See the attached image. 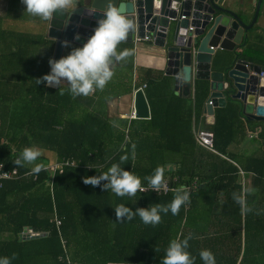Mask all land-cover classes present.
Here are the masks:
<instances>
[{
    "label": "trees",
    "instance_id": "1",
    "mask_svg": "<svg viewBox=\"0 0 264 264\" xmlns=\"http://www.w3.org/2000/svg\"><path fill=\"white\" fill-rule=\"evenodd\" d=\"M74 47L79 46L69 43L63 55ZM8 52L3 58L11 60L22 51L16 47ZM118 63L105 89L87 97L73 98L66 84L64 95L56 87L37 85L36 78L47 74L38 60L28 85L0 86V162L18 173L0 187V257L15 253L11 264H160L169 242L191 233L188 251L195 264H203L199 257L203 249L214 254L216 264H264V153L237 159L226 151L256 122H246L240 103L227 95L225 104L214 108L212 124L206 126L213 134L214 151L199 146L194 131L206 81L196 80L192 96L185 98L173 92L169 76L148 81L142 89L148 119L110 115L109 101L125 93L124 83L131 77L130 64ZM24 72L27 77L28 70ZM31 146L42 152L38 162L73 164L30 175L31 167H17L13 159ZM125 152L129 159L121 167L139 176L142 184L148 183L145 178L157 167L164 169L173 187L196 179L195 188L189 190L190 203L181 207L179 215L162 214L156 226L144 224L139 216L118 222L117 205L123 203L133 211L167 205L175 191L121 198L110 190L104 192L102 186L83 183V177L99 175L119 163ZM239 169L251 173L248 182L241 183ZM245 188L255 191L247 196L253 211L243 215L232 194ZM24 227L31 235L43 234L32 237L27 230L23 233Z\"/></svg>",
    "mask_w": 264,
    "mask_h": 264
},
{
    "label": "water",
    "instance_id": "2",
    "mask_svg": "<svg viewBox=\"0 0 264 264\" xmlns=\"http://www.w3.org/2000/svg\"><path fill=\"white\" fill-rule=\"evenodd\" d=\"M80 1L71 15L54 13L51 24H47L46 34L54 40L52 58H60L63 41L82 47L94 33L109 2ZM111 3L135 25L125 43L135 36H146L153 46L161 49L164 72L174 77L173 88L178 95L189 97L193 79L205 80L209 94L204 113L212 115L213 108L223 106L228 95L240 103L246 120H264V75H258L264 69L242 59L238 51L256 19L261 0H256L248 22L243 19L242 0H111ZM89 10L93 13L89 14ZM215 48L228 52V56L215 55ZM214 62L226 64L222 71H210ZM132 109L135 118H149L148 105L139 87L133 91ZM167 169L172 166L167 165Z\"/></svg>",
    "mask_w": 264,
    "mask_h": 264
},
{
    "label": "clouds",
    "instance_id": "3",
    "mask_svg": "<svg viewBox=\"0 0 264 264\" xmlns=\"http://www.w3.org/2000/svg\"><path fill=\"white\" fill-rule=\"evenodd\" d=\"M26 6L24 13L31 17L51 24L54 13L69 14L77 8L79 0H21ZM93 11L89 10V14ZM103 17L97 21L94 33L88 38L82 47H74L71 52L59 59L49 58L50 72L42 77L36 78V84L45 83L48 87H56L61 95L67 92L73 97H87L97 90L103 91L115 74V66L118 62L127 60L133 55L132 49L118 50L119 45L127 40L128 34L134 30L133 21L127 18L109 0L107 7L102 12ZM76 38H79L77 34ZM68 41H63V46L67 47ZM115 126V125H114ZM123 150V149H122ZM42 152L35 146L24 147L19 155L13 159L17 167L32 165L29 174L39 175L41 171H47L43 162H38ZM132 158H135V144L132 145ZM129 159L127 152L120 156L119 163H112L107 171L99 172V175L83 177V183L92 186H102L104 192L111 191L118 197H135L138 192L144 193L149 190L168 191L165 181L164 169L157 167L153 174L146 177L148 187H144L141 178L133 172L121 167ZM77 166V165H76ZM63 174V173H61ZM104 181L105 183L101 184ZM255 191L254 188H245L241 193H233L232 199L240 206L243 215L253 211L248 205L247 196ZM190 203V191L184 185L175 189L172 201L167 204H154L150 207H138L134 211L132 208L121 203L114 207L116 220L118 222L131 221L139 216L146 225L156 226L162 222V214L169 212L173 216L179 215L182 206ZM259 215V212H257ZM189 233L183 239H172L160 264H195V257L188 251L189 241L193 239ZM158 252L159 249H156ZM199 257L203 264H216L214 254L203 249L199 252ZM16 259V254L11 257H0V264H11Z\"/></svg>",
    "mask_w": 264,
    "mask_h": 264
},
{
    "label": "crops",
    "instance_id": "4",
    "mask_svg": "<svg viewBox=\"0 0 264 264\" xmlns=\"http://www.w3.org/2000/svg\"><path fill=\"white\" fill-rule=\"evenodd\" d=\"M242 2L244 11L243 19L245 22H248L252 17L256 0H242ZM80 4L81 1L79 0L78 5ZM25 7L26 6L21 2V0H0L1 87L28 85L30 82L31 72H36L35 66L37 64V60L40 61L42 68L47 69V73L50 72L49 58H52L54 40L49 38L46 34L48 22L40 20L37 17H31L27 13H24ZM135 37L130 43H121L118 49L133 50V55L128 57L127 60L122 61L124 64H130V81L124 83L122 90H124L123 92L125 93H122L116 98L110 100L108 103V113L110 115L126 118L127 120L137 119L128 118L129 112L132 109L134 88L141 85L145 86V83L148 81L169 76L172 81V90L174 93H176L173 88L174 77L166 75L164 72L165 58L161 53V49L153 46L150 39H142L144 36L137 37L140 38L137 41L135 40ZM16 47L19 49L21 48L22 51L18 58L11 60L9 58H3V56L6 54L8 55L9 50H16ZM65 48L66 47L64 46L60 58L64 56L63 52ZM238 51L240 52V57L242 59L251 62L252 64L259 65L264 69V0H261L256 19L252 27L246 32L245 39H242V45L238 48ZM214 53L215 55L223 56L226 54L228 56L229 54L228 52L219 48H215ZM225 62H214L210 67V71H222L226 64ZM118 65L119 63H117L115 66L116 70ZM26 69L28 70L27 77L24 72ZM134 82L140 85L135 86ZM195 82L196 80L193 79L189 97L192 96ZM204 83L206 85L207 92L199 114L197 115L196 128L208 130L206 129V126L212 124L214 117L213 113L212 115H207L203 111L206 99L209 94L208 82L206 81ZM127 89L130 91H127ZM242 117L244 118L243 115ZM244 120L246 122H252L246 120L245 118ZM253 122L256 123L249 124L252 127V131L247 130L246 135L239 143H230L226 149L227 153L236 157L237 159L247 155H262L264 153L261 139L258 138L259 133V135L264 137V120ZM221 157L227 159V157L224 155H221ZM228 160L237 166L235 161H231V159ZM28 166L32 167V165ZM249 176H252L251 173L243 172L241 169L238 170V177L241 180V183L248 182L250 178ZM49 181L50 180H47L45 183L48 185V192L50 193L51 197ZM25 229L28 230L27 227L23 228L22 230ZM23 233H25V231H23ZM34 233L37 234V236L43 234V232ZM61 243H63L62 239Z\"/></svg>",
    "mask_w": 264,
    "mask_h": 264
},
{
    "label": "built area",
    "instance_id": "5",
    "mask_svg": "<svg viewBox=\"0 0 264 264\" xmlns=\"http://www.w3.org/2000/svg\"><path fill=\"white\" fill-rule=\"evenodd\" d=\"M180 18H184L183 15H180L179 16ZM187 29H191V26H188ZM140 38H137L135 37V40H139ZM142 39H147L146 36H144ZM259 76H263L264 75V72H260L258 74ZM139 88L143 89L144 85H141V86H138ZM137 88V87H136ZM134 88V90L136 89ZM133 90V91H134ZM208 104H211V101L208 100L207 101ZM128 118L129 119H133L135 118L134 117V110L131 109L130 112H129V115H128ZM194 138H195V141L196 143L203 147V148H206L208 150H213L212 148V138H213V134L211 131L209 130H205V129H196L194 131ZM73 162L72 161H69V160H63L61 162H52L50 164H47L46 165V168L47 170L50 172V173H53L56 169H58L59 171L61 170L62 166H66V165H72ZM26 173H24V175H26ZM18 175L17 173V170L16 168H11V169H5L3 164L0 162V187L3 183L4 180H7V179H12V178H15L16 176ZM167 185H168V191L165 192V191H160L159 193H157L156 191H153V190H149L150 192L152 193H156V194H167L168 192H172V191H175V189L179 188V187H173L171 185H169V182L167 179H165ZM196 179L193 178V180H191L188 184H185L184 186L187 187L189 190H192L195 188L196 186ZM49 184H50V181H49ZM144 187H148V183L146 184H143ZM51 188V187H50ZM147 192V191H146ZM55 224L58 225L59 224V220H55ZM27 235H31V232L28 231V234Z\"/></svg>",
    "mask_w": 264,
    "mask_h": 264
},
{
    "label": "rangeland",
    "instance_id": "6",
    "mask_svg": "<svg viewBox=\"0 0 264 264\" xmlns=\"http://www.w3.org/2000/svg\"><path fill=\"white\" fill-rule=\"evenodd\" d=\"M263 128H264V125H263ZM49 155V154H48Z\"/></svg>",
    "mask_w": 264,
    "mask_h": 264
}]
</instances>
